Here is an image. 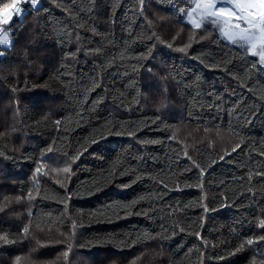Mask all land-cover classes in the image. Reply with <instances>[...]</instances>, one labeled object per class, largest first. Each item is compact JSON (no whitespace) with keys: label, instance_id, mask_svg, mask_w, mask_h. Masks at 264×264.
Returning a JSON list of instances; mask_svg holds the SVG:
<instances>
[{"label":"trees","instance_id":"trees-1","mask_svg":"<svg viewBox=\"0 0 264 264\" xmlns=\"http://www.w3.org/2000/svg\"><path fill=\"white\" fill-rule=\"evenodd\" d=\"M22 7L0 48V264H264L258 59L187 23L191 0Z\"/></svg>","mask_w":264,"mask_h":264},{"label":"snow or ice","instance_id":"snow-or-ice-1","mask_svg":"<svg viewBox=\"0 0 264 264\" xmlns=\"http://www.w3.org/2000/svg\"><path fill=\"white\" fill-rule=\"evenodd\" d=\"M24 4L36 9L40 0H11V3L0 6V32L3 33L0 35V45L10 44L8 39L10 33L5 31L3 26L9 25L14 16H23L22 5ZM140 4L143 5V0H140ZM185 15L194 29L203 28L205 23L212 25L229 44L238 45L244 52L258 57L255 63L264 69V0H191V7L185 10ZM180 51H184V48ZM3 55L4 52L0 51V56ZM47 151L51 152L52 149ZM63 171L67 173L71 169L65 167ZM36 172L41 173V168L38 167ZM201 174H203V169H201ZM257 175L264 176V172H259ZM31 195V193L28 194L29 198ZM259 227L264 228V220L260 222ZM23 231L27 233L29 229L25 227ZM0 241L5 244L11 242L4 235H0ZM247 243L252 244L253 241L249 240ZM68 251L70 252L71 249L69 248ZM67 255L68 252H65V256Z\"/></svg>","mask_w":264,"mask_h":264},{"label":"rangeland","instance_id":"rangeland-1","mask_svg":"<svg viewBox=\"0 0 264 264\" xmlns=\"http://www.w3.org/2000/svg\"><path fill=\"white\" fill-rule=\"evenodd\" d=\"M184 15H185V11H184ZM185 21L188 23V17L185 15ZM204 26H209V27H212V28H214L212 25H210V24H207V23H205V25ZM4 27V29H5V31H8V29L6 28V26H3ZM215 29V28H214ZM216 31H218L217 29H215ZM219 33V32H218ZM0 35H3V33L2 32H0ZM10 38V35L8 36V39ZM223 38V37H222ZM224 39V38H223ZM5 46H7V45H5ZM4 45H2L1 47H5ZM10 46V44L7 46V47H9ZM235 46H237V47H239L238 45H235ZM6 47V48H7ZM240 48V47H239ZM257 59H258V57H256Z\"/></svg>","mask_w":264,"mask_h":264},{"label":"bare ground","instance_id":"bare-ground-1","mask_svg":"<svg viewBox=\"0 0 264 264\" xmlns=\"http://www.w3.org/2000/svg\"><path fill=\"white\" fill-rule=\"evenodd\" d=\"M162 60V59H161ZM154 63V62H153ZM151 65V64H150ZM147 69H148V67H147ZM158 69V68H157ZM149 72V71H148ZM150 73V72H149ZM153 74V73H152ZM158 78V77H157ZM159 81H160V78H159ZM150 153V152H149ZM237 204V203H236ZM238 206H237V208L240 206L239 204H237ZM239 210V209H238ZM16 261V260H15ZM18 261V260H17Z\"/></svg>","mask_w":264,"mask_h":264},{"label":"crops","instance_id":"crops-1","mask_svg":"<svg viewBox=\"0 0 264 264\" xmlns=\"http://www.w3.org/2000/svg\"><path fill=\"white\" fill-rule=\"evenodd\" d=\"M8 32H9V31H8ZM9 35H10V34H9ZM9 41L11 42L10 38H9ZM1 46H2V45H0V48H6L8 45H7V46L4 45L5 47H1Z\"/></svg>","mask_w":264,"mask_h":264}]
</instances>
